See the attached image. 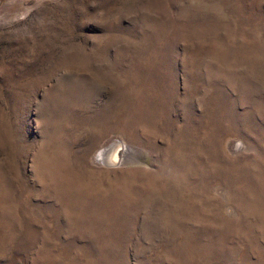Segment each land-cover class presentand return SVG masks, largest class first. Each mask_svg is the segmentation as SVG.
Instances as JSON below:
<instances>
[{
  "label": "rangeland",
  "instance_id": "374dc122",
  "mask_svg": "<svg viewBox=\"0 0 264 264\" xmlns=\"http://www.w3.org/2000/svg\"><path fill=\"white\" fill-rule=\"evenodd\" d=\"M0 264H264V0H0Z\"/></svg>",
  "mask_w": 264,
  "mask_h": 264
},
{
  "label": "bare ground",
  "instance_id": "6f19581e",
  "mask_svg": "<svg viewBox=\"0 0 264 264\" xmlns=\"http://www.w3.org/2000/svg\"><path fill=\"white\" fill-rule=\"evenodd\" d=\"M118 143V142H117ZM117 143H112L110 145H107L103 148H101L98 153H97V157L101 160V161H104L105 163H111L112 162V158L114 157V149L115 148H120V146H116ZM119 145V144H118ZM121 145V150H118L119 154L118 157H116L115 159L117 160V162L119 161H122L123 160V157L124 155H126L130 150L131 148L130 147H126L124 146L123 144H120ZM116 146V147H115ZM117 152V151H116ZM129 155V153H128ZM131 155V154H130ZM117 156V155H116ZM126 158V157H125ZM115 160V162H116ZM125 160V159H124Z\"/></svg>",
  "mask_w": 264,
  "mask_h": 264
}]
</instances>
